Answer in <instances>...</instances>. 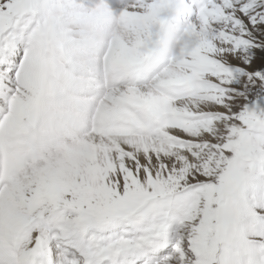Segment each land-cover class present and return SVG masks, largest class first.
<instances>
[{
	"label": "snow or ice",
	"instance_id": "obj_1",
	"mask_svg": "<svg viewBox=\"0 0 264 264\" xmlns=\"http://www.w3.org/2000/svg\"><path fill=\"white\" fill-rule=\"evenodd\" d=\"M192 6L147 75L153 0L90 52L74 0H0V264H264V0Z\"/></svg>",
	"mask_w": 264,
	"mask_h": 264
},
{
	"label": "clouds",
	"instance_id": "obj_2",
	"mask_svg": "<svg viewBox=\"0 0 264 264\" xmlns=\"http://www.w3.org/2000/svg\"><path fill=\"white\" fill-rule=\"evenodd\" d=\"M127 0H121L126 3ZM157 5L151 19L143 50L152 57L166 56L169 62L184 57L198 43L185 24L176 22L184 7V0H153ZM76 38L88 49L104 44L121 28L119 18L113 20L108 9L97 7L82 11L72 24Z\"/></svg>",
	"mask_w": 264,
	"mask_h": 264
},
{
	"label": "bare ground",
	"instance_id": "obj_3",
	"mask_svg": "<svg viewBox=\"0 0 264 264\" xmlns=\"http://www.w3.org/2000/svg\"><path fill=\"white\" fill-rule=\"evenodd\" d=\"M74 1H75V4L78 7H80L79 5H80L81 1H79V2H77V0H74ZM84 1H87V0H84ZM82 6H84L83 2H82ZM85 6L87 7V9H85L84 11L92 10L91 5L85 4ZM101 6L107 8L112 13L113 20H115L119 17V13H120L121 8H122V3H121V0H109L108 3L102 2ZM186 9L189 10V5H187ZM190 20H191V17L188 19L182 20L181 23L185 24L186 22H189ZM79 46H82V44L80 43ZM90 51H95V50L92 49V50H89L87 52H90ZM164 57L165 56L158 58V60L150 68L149 73L147 75H150V74L154 73L156 70L162 69L163 67H165V64H163ZM87 94H89V93H87V92L83 93V95H87ZM127 264H133V259L128 260Z\"/></svg>",
	"mask_w": 264,
	"mask_h": 264
},
{
	"label": "rangeland",
	"instance_id": "obj_4",
	"mask_svg": "<svg viewBox=\"0 0 264 264\" xmlns=\"http://www.w3.org/2000/svg\"><path fill=\"white\" fill-rule=\"evenodd\" d=\"M187 3H189L190 1H192V0H185ZM74 3H75V1H74ZM83 5L84 6H82V3H80V7L83 9L82 11H84L85 9H87V7L85 6V3L83 2ZM69 27L71 28V25H69ZM167 57L165 56L164 57V61H163V64H165V66H167V61L165 60ZM258 183H264V176H260L259 177V179H258V181H257ZM135 264V263H134Z\"/></svg>",
	"mask_w": 264,
	"mask_h": 264
}]
</instances>
